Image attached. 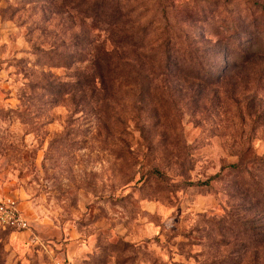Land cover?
Segmentation results:
<instances>
[{
	"label": "rangeland",
	"instance_id": "rangeland-1",
	"mask_svg": "<svg viewBox=\"0 0 264 264\" xmlns=\"http://www.w3.org/2000/svg\"><path fill=\"white\" fill-rule=\"evenodd\" d=\"M91 4L0 0V198L13 199L27 221L25 229L0 227V264L8 256L15 264H69L60 254H69L74 238L84 247L93 243L71 264H201V255L211 264H244L249 252L250 264H261L264 0H190L177 13L195 50L189 73L195 80L188 83L172 64V88L178 102L187 101V119L160 133L155 145L152 116L138 127L114 101L101 104L108 84L98 95L95 73L80 67L95 47L111 43L108 37L97 44L104 22L87 11ZM221 9L228 23H217ZM112 52L115 64L129 55ZM221 89L238 109L237 92L251 91L243 112L254 120L243 129V143L234 138ZM217 166L229 169L217 177L227 214L211 190L189 195L194 213L151 199L174 191L169 183L182 176L185 187L211 189ZM194 173L208 180L194 181Z\"/></svg>",
	"mask_w": 264,
	"mask_h": 264
},
{
	"label": "clouds",
	"instance_id": "clouds-1",
	"mask_svg": "<svg viewBox=\"0 0 264 264\" xmlns=\"http://www.w3.org/2000/svg\"><path fill=\"white\" fill-rule=\"evenodd\" d=\"M189 2L190 0H119V20L111 26L102 23L96 29L100 33L97 44L101 45V39L111 38V43L102 44V52L110 58V63L104 64L102 61L101 68L97 71L95 68H89L93 59V56H89L83 62V65H80L82 68H87L90 73H96L94 81L98 82L94 83V87L100 96L105 94V89L101 86V74L105 76L109 95L106 101H100L101 104L108 103L110 100L114 101V104L118 105L119 109L127 114V118L131 119L138 127L146 117L152 116L151 122L156 123L154 145L160 141V133H165L166 130L171 128H179L183 120L187 119L184 106L187 101H177L172 88L170 69L174 63L176 68L184 73V79L188 83L195 80V77L189 74L193 69L195 50L190 45V41L186 39L185 26L177 24L176 20L177 13ZM73 15H76V13H73ZM221 21L229 22L228 14L223 9L220 10V14L217 16V23L219 24ZM86 23L91 25L92 18H86ZM221 31L222 34H227L224 33L223 27ZM104 34H107V37ZM114 47L117 48L118 52L123 50L129 53L118 64L112 63V49ZM260 55L264 56V52H261ZM249 63L245 62V66L247 67ZM250 94L251 91L243 92L241 90L237 92V97L242 101L238 109L237 105L221 89L224 109L227 111L236 133L234 138L240 140L241 143H243L242 138L245 136L243 129L251 127L254 120V117H249L247 113L243 112V96ZM260 95H264V93ZM140 109H143V111H140ZM241 112L244 113L245 124H241L240 120L237 119V117H240ZM129 130L132 131V129ZM145 143V140L141 141L137 149L138 154H142ZM163 149L161 147L158 150ZM228 171L227 167L223 171L218 166L216 167L218 174L211 177V189L208 188L207 184L203 188L196 187L197 184H194L191 188L185 187L188 177L182 176L169 183V188L173 189L175 187L174 191L166 190L164 195L157 194L152 196L151 199L162 201L173 211L175 208H187L188 211L194 213L195 209L189 208L187 205L189 195H193L194 190L196 192L211 190L216 193L215 202L218 205H223L227 214L229 206L225 204L228 197L223 190L224 181L217 177H224ZM191 179L200 181L202 179L208 180V177H201L199 173H194ZM173 192L175 195L172 194ZM169 201H171V204H169ZM170 214L169 212L168 215ZM185 215H187V211ZM164 220H167V216ZM161 223H164V221L162 220ZM181 227H184L183 223ZM165 230L167 231V229ZM0 243H4V241L0 240ZM92 243L93 241L90 239L88 246L84 247L74 238L73 243L69 246V254L61 253L60 255L71 264L72 260L79 257L81 253L90 252ZM8 247L9 245L5 244V252L8 251ZM227 251V247L221 246V253L227 255ZM13 255L15 254L13 253ZM206 260H208L206 256H200L201 264H205ZM250 262L251 252L245 257L244 264H250ZM5 264H15L12 256L6 257ZM25 264H27V261H25ZM208 264H211L210 260H208ZM261 264H264V256L261 258Z\"/></svg>",
	"mask_w": 264,
	"mask_h": 264
},
{
	"label": "trees",
	"instance_id": "trees-1",
	"mask_svg": "<svg viewBox=\"0 0 264 264\" xmlns=\"http://www.w3.org/2000/svg\"><path fill=\"white\" fill-rule=\"evenodd\" d=\"M85 1H89V0H85ZM90 1L92 2V4L88 5L87 11L90 10V7L92 8L93 18L98 19L99 21H102L108 24L109 26H111L112 24L116 23L119 20V0H90ZM113 35H115V33H113ZM102 47L103 46L95 47V51L97 52V54H95V56H93L92 59L93 68L97 69V71L101 68L102 61L104 62V64L110 63V58L105 54H103ZM113 59L116 60L119 59V57L113 53L112 63L115 64V61H113ZM85 80L86 78H84V81ZM91 82L93 81L89 77H87V83L85 84L89 86ZM106 85L107 82L105 76L101 74V86L104 87ZM233 167L240 168V164L233 165ZM0 227H2L3 229L6 228L11 229L9 227L2 225H0Z\"/></svg>",
	"mask_w": 264,
	"mask_h": 264
},
{
	"label": "built area",
	"instance_id": "built-area-1",
	"mask_svg": "<svg viewBox=\"0 0 264 264\" xmlns=\"http://www.w3.org/2000/svg\"><path fill=\"white\" fill-rule=\"evenodd\" d=\"M0 225L15 230L27 227V221L13 199L0 198Z\"/></svg>",
	"mask_w": 264,
	"mask_h": 264
}]
</instances>
